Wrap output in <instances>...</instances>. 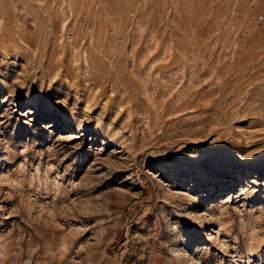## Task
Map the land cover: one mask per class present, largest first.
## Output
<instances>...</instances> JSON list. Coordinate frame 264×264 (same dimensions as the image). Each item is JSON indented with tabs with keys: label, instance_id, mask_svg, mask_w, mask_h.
<instances>
[{
	"label": "rangeland",
	"instance_id": "1",
	"mask_svg": "<svg viewBox=\"0 0 264 264\" xmlns=\"http://www.w3.org/2000/svg\"><path fill=\"white\" fill-rule=\"evenodd\" d=\"M0 264H264V0H0Z\"/></svg>",
	"mask_w": 264,
	"mask_h": 264
}]
</instances>
